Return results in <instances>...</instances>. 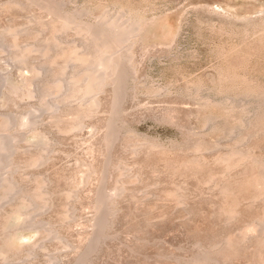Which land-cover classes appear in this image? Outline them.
Instances as JSON below:
<instances>
[{
    "label": "rangeland",
    "instance_id": "rangeland-1",
    "mask_svg": "<svg viewBox=\"0 0 264 264\" xmlns=\"http://www.w3.org/2000/svg\"><path fill=\"white\" fill-rule=\"evenodd\" d=\"M31 1L0 0V138L17 136L16 168L7 175L18 187L13 194L41 182L48 206L3 203L19 239L5 244L0 230V264H191L203 256L264 264L255 224L264 199L256 200L252 178L264 171V118L251 126L264 100L251 96L264 92V0ZM46 4L91 23L117 16L119 7L155 19L133 48L136 71L118 104L108 85L79 121L82 100L57 105L58 96L48 94L58 65L48 69L35 51L29 65L14 59L44 45L43 25L55 19ZM74 33L57 39L83 45ZM107 133L116 135L109 145ZM239 151L254 160L225 172L223 158ZM40 152L46 160L29 167ZM196 159L203 168L192 166ZM223 182L236 191L224 195ZM99 202L105 211L97 213ZM98 219L106 224L101 234ZM225 241L234 244L230 253L221 250ZM11 247L17 255L6 260Z\"/></svg>",
    "mask_w": 264,
    "mask_h": 264
},
{
    "label": "bare ground",
    "instance_id": "bare-ground-1",
    "mask_svg": "<svg viewBox=\"0 0 264 264\" xmlns=\"http://www.w3.org/2000/svg\"><path fill=\"white\" fill-rule=\"evenodd\" d=\"M33 2L37 4L36 1L32 0L31 3ZM12 5H17V3L14 2L12 3ZM45 9L48 10V13L51 14L55 12V19L54 21H51L50 23L43 25L44 28L49 30V36L47 37L46 40L44 39V45L42 44L43 46H41L42 47L41 49L39 48L40 50L34 48H24L23 50H20L18 53H16L14 59L25 65L24 63H26L27 58L30 57L31 52L35 51L45 58L44 61H46L47 64L46 63L44 64H46V66L48 65L50 66L48 69H51L52 66H55L56 68L57 67L56 65H58L57 67V69L59 68L58 75L56 76L54 72L55 75L53 74V76L55 79L53 78L54 81L53 82L50 81L49 84L46 85L48 86V89L47 88L46 89L47 91H49L48 94L50 93L55 96H58V99L56 100L57 105L62 103L64 104L70 99L82 100V104H79L78 107H76L75 109L76 118L79 121H82L84 117L91 115L95 111L96 107L99 105L98 102L99 93L103 91V89L108 85L112 86L113 94L115 98L114 103L118 104L120 95L123 93L122 90L125 88L126 86L125 84H127L125 82L130 77L131 72L135 70L134 63L136 62H134L135 59L133 57L134 56L133 48H135V46H139L136 44H139L142 40L143 37L142 35L144 34L143 32L144 27H146L147 24L154 22L155 19L154 18L147 19V17L145 18L143 12L144 10L143 11L140 10L141 12H139L138 10L135 9H130V8L123 9L119 7L117 13L115 12L116 15L118 14L117 15L118 17L111 16L108 17V19L106 20H97L96 22L91 23L88 21L87 22L83 21L79 18L77 19L73 14H65L63 16H60L57 13L58 10H56V8H54L53 5L51 6V4L50 5L46 4ZM68 30H73L75 32L74 35L76 34L80 36L82 38L81 42H83V45H77V44L69 45V44L60 43L57 37L59 36V34H63ZM12 43H13L12 44L13 48H18L16 44L17 43L16 40ZM27 63L29 65L28 61ZM70 66L73 68V70L70 73H67V69ZM53 70L54 69H52V71ZM52 71H50V73H52ZM36 74L39 73L37 72ZM228 74H226L227 76L225 77L230 79L231 74H229L230 78L228 77ZM65 86L69 87L68 93L64 92ZM47 91L45 90V92ZM257 92L256 93L253 92V95L251 93L250 94L251 96H256L261 100H263L264 92L263 91L262 92L259 91V93ZM115 111L117 112L118 110L115 109ZM261 118H264V100H263V104L258 109V114L256 119L251 124L253 129L258 128L257 126L259 122L258 120ZM5 122L7 123V121H4V123ZM28 124L30 125L31 122L26 123V125ZM110 125H108L109 128ZM76 127L78 128L79 125L72 126L73 129H75ZM107 130L109 129L107 128ZM113 134L115 135V133H112L105 136L106 137L105 140L106 143H108V145L112 144L114 141ZM2 138L3 137L0 138V152L5 156V159H1V155H0V230L2 233H4V238L2 239V241H4L3 243L10 245L12 244V242H17V239L19 238L14 233L15 230L8 229L9 228L8 224L10 220H8L7 218L8 216L5 214L4 210H2L3 203L4 204L9 203L11 206L13 205V203L17 204L16 202L25 203L29 208H33V205L34 206L37 205L38 206L37 210L39 209L42 210L48 206L47 203L48 201L45 199L44 194L42 192L43 185L41 182H37V187L34 190L23 191V192L21 191L20 194H18V192H16V194H13L15 189L18 187L16 182L13 180V178L11 176L8 177L7 175H11L10 172L16 168V163L13 160V157H15L14 155L18 151V147L17 145H15L16 143L15 140L17 139V136H9L8 137L9 139L6 140ZM41 138L43 137L41 136ZM149 148L151 149L152 147ZM46 158L47 156L44 155V153L40 152L37 153L36 156H33L32 159L27 164L29 167L40 165L46 160ZM248 160H254V159L248 152L239 151V152L229 153L223 158L222 161L225 164V172H230V170L234 169L236 166L245 163ZM192 163H193L192 166H195L197 168L198 167L200 168L202 165L199 159L194 160ZM250 163L251 165H255L253 161H251ZM201 168H203V166ZM4 170L6 171L5 173L2 172ZM9 170L10 172H8ZM254 175H252V178L255 177V179L253 180H255L254 182L258 187L256 200L257 199L262 200L264 199V171H262L260 174L255 173ZM231 183L224 184L223 182L222 185L220 186L221 192L224 195L230 194L231 192H233V190L236 191V189H234V186ZM233 184H235L236 187L237 186L239 187L241 185V183L239 184L238 181L237 183L233 181ZM239 189L237 190V192L239 191ZM102 206L103 204L101 205V202H99V205L98 204L96 205L97 213L102 212L104 210ZM20 212H23V210ZM20 214L21 216L22 215L28 216L29 214H31V212L28 210L26 213H20ZM235 214H236L235 211H231L229 213L230 218H234L236 216ZM255 224L259 230L257 242L261 246H264V218L257 220ZM96 227L99 229L98 232H100L101 234L106 228V224L102 220L97 222ZM38 231L39 233H42V230L38 229ZM42 234H44V236L45 235L50 236L51 234L54 235V233H51V231L43 232ZM225 243L226 245H224L223 246L224 248L222 247L221 250L230 253L234 244L231 241L228 242L225 241ZM1 250H0V255L5 253V252L2 253ZM91 251L89 253H91ZM13 255H17V251L16 249L11 247V255L6 256L5 259L9 260ZM215 263L216 262H214V259L211 258L210 256H203L197 258L191 264H215Z\"/></svg>",
    "mask_w": 264,
    "mask_h": 264
}]
</instances>
